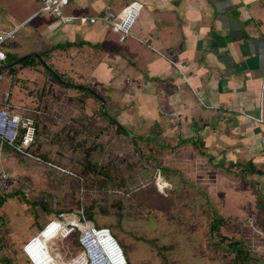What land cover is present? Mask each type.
Segmentation results:
<instances>
[{
	"label": "rangeland",
	"instance_id": "rangeland-1",
	"mask_svg": "<svg viewBox=\"0 0 264 264\" xmlns=\"http://www.w3.org/2000/svg\"><path fill=\"white\" fill-rule=\"evenodd\" d=\"M4 8L0 2V14ZM50 64L61 77L54 73V80L43 67L21 66L13 86L14 102L41 112L29 148L40 159L3 150L9 158L0 168L11 178L0 194L15 195L0 211V256L31 264L22 251L24 236L38 232V223L57 212L82 211L86 219L92 215V224L110 229L132 264H264L261 178L262 183L227 159L216 166L201 153L209 148L200 142L195 160L177 165L191 156L174 149L178 139L170 138L169 148L157 142L158 132L117 131L101 112V100L69 86L65 66ZM217 217L218 230H211ZM77 232L51 242L64 259L80 251ZM235 239L251 260L235 259L225 248Z\"/></svg>",
	"mask_w": 264,
	"mask_h": 264
},
{
	"label": "crops",
	"instance_id": "crops-1",
	"mask_svg": "<svg viewBox=\"0 0 264 264\" xmlns=\"http://www.w3.org/2000/svg\"><path fill=\"white\" fill-rule=\"evenodd\" d=\"M128 1L72 0L64 14L118 12ZM138 1L141 11L123 41L100 22L35 15L36 0H0V35L19 26L5 42L7 50L46 53L49 64L65 66L75 88L85 87L106 103L123 127L158 132L163 142L147 139L170 148L167 141L178 139L174 149L191 156L177 165L195 160L192 138L209 148L203 155L216 166L226 159L233 166L252 161L264 172V0ZM8 158L6 151L2 166ZM253 174L264 181V173Z\"/></svg>",
	"mask_w": 264,
	"mask_h": 264
},
{
	"label": "built area",
	"instance_id": "built-area-1",
	"mask_svg": "<svg viewBox=\"0 0 264 264\" xmlns=\"http://www.w3.org/2000/svg\"><path fill=\"white\" fill-rule=\"evenodd\" d=\"M39 13H49L63 22L78 21L82 24H94L100 22L111 31L119 35L123 41L130 34L139 13L142 3L138 0L128 1L118 12L104 8L97 15H65L64 8L72 0H36ZM19 26L0 35V66L4 64L6 53L3 44L15 34ZM7 77L0 72V159L4 155L3 150L8 147L24 155L34 157L29 151L35 140L36 118L41 114L39 108L34 105H22L13 101L12 91L5 85ZM251 119L261 120V117L249 115ZM40 159L39 157H34ZM11 176L8 171L0 168V193L6 190ZM86 219L83 212L65 213L57 212L49 218L41 229L33 235L23 246V252L31 264H132L118 240L106 226H97ZM69 228L67 229V227ZM77 229V242L80 251L75 255L64 259L51 242L59 237H64ZM43 241L45 250L39 255L41 260L35 258L36 245ZM45 242L49 248H46ZM57 254L59 256H57Z\"/></svg>",
	"mask_w": 264,
	"mask_h": 264
},
{
	"label": "trees",
	"instance_id": "trees-1",
	"mask_svg": "<svg viewBox=\"0 0 264 264\" xmlns=\"http://www.w3.org/2000/svg\"><path fill=\"white\" fill-rule=\"evenodd\" d=\"M4 46H5V43L3 44V47ZM8 50L7 49L5 50L6 58H5L4 64L8 63V62H11V61L15 60L16 58H18L19 56H21L19 54L13 53V52L11 53V51L9 52ZM39 56H40V58L42 59L43 62L37 56L32 54V55L27 56L24 60H22L21 62L17 63L16 65H13V66H10V67H7V68H0V72L3 73L7 77V79L9 80V87H11L10 88L11 91L13 90V86H14V83L16 81L17 74H18V71H19V67H21V66H24V67H29V66L31 67L32 66L33 68L43 67L44 72L48 76L52 77L54 80L57 79L55 74H57V76L61 77L59 75V73L57 71H55V69L47 62L46 53L41 52L39 54ZM46 66L50 67L53 72L50 71L48 68H46ZM71 80H72L71 78H70V80L69 79L66 80L70 84L69 86L74 84L73 80L72 81ZM59 83L62 84V85H65V84H63L61 82H59ZM66 86H68V85H66ZM77 88L80 89V91L82 90L85 94L93 96L92 92L87 90V88H85V87H81V88L77 87ZM100 110L107 117L109 122L115 126L117 131L131 134L125 127H123L121 124H119L114 119V117H112V116H110L108 114V112L106 111V108H105L104 105L103 106H102V104L100 105ZM131 136H133V135H131ZM189 141H191L195 145L196 148L198 147L197 142L195 140H193L191 138V139H189ZM6 149H10V148L6 147ZM10 150H12L13 152L18 154V152L14 151L13 149H10ZM201 153L204 154L203 152H201ZM209 158H211V157L209 156ZM231 165H232V163H231ZM226 170L229 171V167L228 166L226 167ZM240 171L248 173V174L249 173H255V174H259V175H262L264 173L262 170L256 169L251 161L247 162L244 165L242 164L241 168H240ZM14 195L15 194H7V195L0 194V204L2 205L6 201V198H11ZM260 196L264 197V194L261 193ZM29 203L35 204L34 202H29ZM87 217L89 218V220L91 222L94 223V219L92 218V215L90 213L87 214ZM220 221H221L220 217L213 218V220L211 222V230H218V225H219ZM225 248L226 249H230L231 251L234 252L235 259L238 258L241 261H243L244 263H246V261H249L248 259L251 260V258L249 257V252L246 250L244 244L242 242H240L239 240H237V239H235L233 241H230L227 244H225ZM0 264H16V261H14V260L11 261V259L8 256L5 255V256H0ZM246 264H248V262Z\"/></svg>",
	"mask_w": 264,
	"mask_h": 264
},
{
	"label": "water",
	"instance_id": "water-1",
	"mask_svg": "<svg viewBox=\"0 0 264 264\" xmlns=\"http://www.w3.org/2000/svg\"><path fill=\"white\" fill-rule=\"evenodd\" d=\"M35 55L37 56L41 61L42 59L40 58V56L37 54V53H28V54H24L18 58H16L15 60L11 61V62H8V63H5V64H2L0 66V68H7V67H10V66H13V65H16L17 63L21 62L22 60H24L27 56L29 55ZM43 62V61H42Z\"/></svg>",
	"mask_w": 264,
	"mask_h": 264
},
{
	"label": "bare ground",
	"instance_id": "bare-ground-1",
	"mask_svg": "<svg viewBox=\"0 0 264 264\" xmlns=\"http://www.w3.org/2000/svg\"><path fill=\"white\" fill-rule=\"evenodd\" d=\"M38 8V7H37ZM20 28V27H19ZM12 49V48H11ZM10 49V50H11ZM9 51V50H8ZM10 52V51H9ZM12 53V52H11ZM9 58V57H8ZM35 64V63H34ZM48 83V82H47ZM35 90V89H34ZM64 90V89H63ZM27 91V90H26ZM30 93V92H29ZM28 93V94H29ZM109 97V96H108ZM96 105V104H95ZM83 108V107H82ZM102 109V108H101ZM111 110V109H110ZM147 141V140H146ZM149 141V140H148ZM199 141V140H198ZM201 141V140H200ZM170 148V147H169ZM209 157V156H208ZM252 162V161H251ZM233 165V164H232ZM224 167V166H223ZM236 173V172H235ZM38 194V193H37ZM1 205V204H0ZM46 243L47 242H45V245H46ZM38 245H40L41 247H39L38 245H36L35 247H36V255L34 256L35 258H37V259H40L41 260V258H42V256H40L39 254L44 250V248H45V246H44V243H42V244H40V243H37Z\"/></svg>",
	"mask_w": 264,
	"mask_h": 264
}]
</instances>
